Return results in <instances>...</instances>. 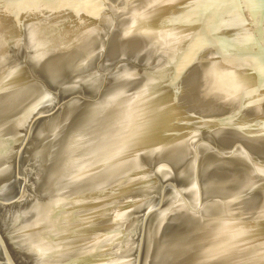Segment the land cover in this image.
Masks as SVG:
<instances>
[{"label":"water","instance_id":"95a60500","mask_svg":"<svg viewBox=\"0 0 264 264\" xmlns=\"http://www.w3.org/2000/svg\"><path fill=\"white\" fill-rule=\"evenodd\" d=\"M0 264H264V0H0Z\"/></svg>","mask_w":264,"mask_h":264}]
</instances>
